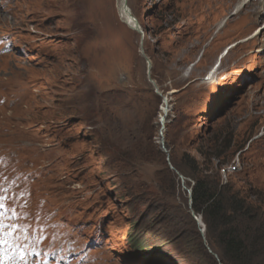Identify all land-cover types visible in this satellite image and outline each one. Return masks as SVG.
I'll return each instance as SVG.
<instances>
[{
    "label": "rangeland",
    "instance_id": "obj_1",
    "mask_svg": "<svg viewBox=\"0 0 264 264\" xmlns=\"http://www.w3.org/2000/svg\"><path fill=\"white\" fill-rule=\"evenodd\" d=\"M225 1L0 0V264H223L172 159L264 212V0Z\"/></svg>",
    "mask_w": 264,
    "mask_h": 264
},
{
    "label": "trees",
    "instance_id": "obj_2",
    "mask_svg": "<svg viewBox=\"0 0 264 264\" xmlns=\"http://www.w3.org/2000/svg\"><path fill=\"white\" fill-rule=\"evenodd\" d=\"M209 142L212 140L206 143ZM216 143L220 145L218 141ZM203 145L199 144L197 151L204 161L211 164L212 157L217 159L221 151L216 150L214 142L212 152L205 150ZM172 162L178 173L188 176L192 182L191 203L189 206L184 205L182 211L176 208L177 216L182 215L191 227L195 226L191 212L201 217L206 237L219 250L223 264H264V212L241 196V192L230 183L222 184L219 171H213L211 175L208 169L203 170L195 157L182 154L176 161L172 159ZM161 169L159 177L170 178L169 181H163L164 187L161 189L167 193L173 188L170 181L173 180L174 185L176 176L165 165Z\"/></svg>",
    "mask_w": 264,
    "mask_h": 264
},
{
    "label": "bare ground",
    "instance_id": "obj_3",
    "mask_svg": "<svg viewBox=\"0 0 264 264\" xmlns=\"http://www.w3.org/2000/svg\"><path fill=\"white\" fill-rule=\"evenodd\" d=\"M234 1H236V0H233V2ZM119 4H120L119 5V14H120V17L122 18V21L130 29L140 32L141 27H140L139 23L137 22V20L135 18H133V16L131 15V13L128 12V8H127V5H126V0H120V3ZM257 4H259V1L258 0H255V3L254 4L252 3L253 6L254 5L256 6ZM221 6H224L223 8L226 9L227 6H228V1L221 0ZM21 93L22 92H20L17 95L18 98L15 99V100H11L9 97H7L9 95H7L6 96V100L3 103V105H6L7 102H10L11 104H13V107H15V108L18 107V106H20L21 104L24 103L23 95ZM167 112H168L167 107H165V103H163L162 104V107H161L160 118L161 119L162 118L164 119L165 118L164 117V114H166ZM162 120H161V122H162ZM13 124L15 126H17V127H19V126H21V127L19 129L12 130V128H13L12 125ZM26 134H27V130L25 128V123L24 122L19 121L17 119H14L10 115H7L5 118H3V119L0 120V141L3 144L5 142L4 141L5 139L7 141L8 140H11L12 138H18V139L21 140V139L25 138ZM13 239H14L13 233L3 232V234H2V236L0 238V249L3 251L4 248L7 246V242L11 243L12 245H18V244H16V243L13 242Z\"/></svg>",
    "mask_w": 264,
    "mask_h": 264
},
{
    "label": "water",
    "instance_id": "obj_4",
    "mask_svg": "<svg viewBox=\"0 0 264 264\" xmlns=\"http://www.w3.org/2000/svg\"><path fill=\"white\" fill-rule=\"evenodd\" d=\"M140 33H143V30L140 29ZM164 99H165L164 102L166 103V97H165ZM162 119H163V118H162ZM162 119H161V120H162ZM161 123H162V125L164 124V119L162 120ZM194 218H195L197 221L200 222V220H199L197 217L194 216Z\"/></svg>",
    "mask_w": 264,
    "mask_h": 264
},
{
    "label": "snow or ice",
    "instance_id": "obj_5",
    "mask_svg": "<svg viewBox=\"0 0 264 264\" xmlns=\"http://www.w3.org/2000/svg\"><path fill=\"white\" fill-rule=\"evenodd\" d=\"M0 199H2V197H0ZM0 208H3L2 204H0ZM0 227H2V224H0Z\"/></svg>",
    "mask_w": 264,
    "mask_h": 264
}]
</instances>
